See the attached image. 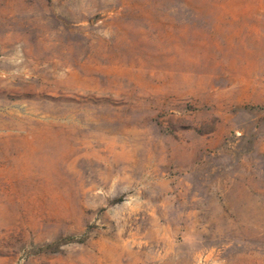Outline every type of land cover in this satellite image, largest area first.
Here are the masks:
<instances>
[{
  "label": "rangeland",
  "instance_id": "rangeland-1",
  "mask_svg": "<svg viewBox=\"0 0 264 264\" xmlns=\"http://www.w3.org/2000/svg\"><path fill=\"white\" fill-rule=\"evenodd\" d=\"M0 264H264V0H0Z\"/></svg>",
  "mask_w": 264,
  "mask_h": 264
}]
</instances>
